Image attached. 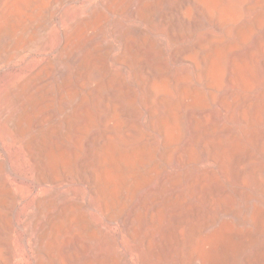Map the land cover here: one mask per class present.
<instances>
[{
  "label": "bare ground",
  "instance_id": "bare-ground-1",
  "mask_svg": "<svg viewBox=\"0 0 264 264\" xmlns=\"http://www.w3.org/2000/svg\"><path fill=\"white\" fill-rule=\"evenodd\" d=\"M74 82L76 114L108 122L68 156L40 125ZM0 119L26 136L0 138V264H230L246 225L264 228V0H0ZM245 259L264 264V245Z\"/></svg>",
  "mask_w": 264,
  "mask_h": 264
},
{
  "label": "rangeland",
  "instance_id": "rangeland-1",
  "mask_svg": "<svg viewBox=\"0 0 264 264\" xmlns=\"http://www.w3.org/2000/svg\"><path fill=\"white\" fill-rule=\"evenodd\" d=\"M81 1L82 2H90L93 0H81ZM75 10L76 9H75L74 5H72L71 3H64L60 8V16L62 17V19L65 20V19L73 16L75 13ZM125 21H126V19H125V17H123V15L114 14V15H109L108 19L106 20V22L104 24L103 35H102L101 40H102V42H105V40H106V42L112 41V42L116 43L117 49L113 52V55L118 54L122 49V43L120 41L117 42V40H115L116 38L114 37V34H115L116 30H118V28L121 27V25H123V23ZM117 25H118V27H117ZM59 37H60L59 32L54 30V29H48L46 31H38V34H36L33 43H34V45H36L38 47V49L44 50V49L50 47V45L51 46L55 45L57 43V41L59 40L58 39ZM110 64L112 65L113 68H116V65L114 62L111 61ZM73 84L75 86L72 85V87L68 91L64 90L62 92V94L61 93H55L53 95L51 93L48 94L49 98H51V96H52V98L47 100L49 102H48V105L45 108V112L43 113V116H42V120H41L42 125H40L41 128L44 129L43 130V134L45 132L44 136L47 138H70L71 139L70 140L71 142L67 143L68 145L65 146V154L68 156H72L74 152L80 153L81 151H82L81 153H85V152L87 154L90 153V151H89L90 149H88L89 146L87 145L84 149H82L79 146V143H77L78 140L80 138H85L86 142H89V141H91L92 138H99V137L101 138L103 136V131L106 128V125L108 122L107 118L101 117L100 113L97 111V109H95L93 107L91 108L90 105H88V106H89V108H91L93 121L95 123L94 127H92L91 120H89L87 118L88 117L87 115H83V114L79 115L78 113L76 114L77 110H80L81 112H83L84 109H86V107H87L85 105V102H84V98H85L84 96H85V93H87V89L82 90V88L79 87L78 83H76V82H74ZM77 90L80 92V95H78L79 92ZM63 94H64V97H63ZM54 97H56V98H54ZM61 98H63V99L61 100ZM50 106H51V108H49ZM71 112H73V113H71ZM46 115H47V118H46ZM76 116L78 118H75ZM145 120H147V118ZM44 121H45V123H44ZM53 122H56V123H53ZM144 126L146 127V124ZM78 127H79V129H77ZM65 128H66V130H65ZM47 129H49V131ZM89 129H90V131H88ZM123 129H124V126H121V130H123ZM239 129H240V126L237 127V130H239ZM84 130H86L87 133H85L86 131H84ZM82 131H84V132H82ZM24 137H26V136H24V134H23V136L17 137L16 133L13 130H11V128L0 119V138L5 139V138H24ZM117 137L123 138L122 132H117ZM224 138H228V136H225ZM71 143H72V145H71ZM19 160L20 159H19L17 153L12 155V161L16 167L19 166ZM74 168H76V165H74ZM70 186L76 191L82 189V184L78 180L71 182ZM92 202L94 204L97 203L96 200H94V199L92 200ZM94 213H95V215L96 214L98 215L97 211H94ZM91 219L92 220H98V221L103 220V218L99 215L97 217H91ZM171 221H172V223H170V224L174 225L176 222V219L171 220ZM218 223H220V221H218L217 224H215V225L214 224H208V226L202 228L198 232V235L200 236V237L198 236V238L199 239L200 238L207 239V238L213 237L214 232L216 231V229H214V228H217ZM235 223H237V221H235ZM246 227H248V229H250V231L247 232L248 234H246V236L244 237L245 241L240 246L241 248L233 256V260H232V262H230V264H245L246 263L245 258H247L249 255L252 256L254 254V248L261 246V245H264V228L259 230V229H256L252 224H247ZM77 228H78V226H77ZM80 238H81V234L78 233L72 239L73 241H72L71 245H72L73 249L80 248L79 247ZM92 243L93 242L90 239L86 238L85 253L89 250V246H91ZM126 246L129 248H132L133 244L130 240L129 241L127 240ZM54 264H57V263L55 262ZM132 264H138L137 259L136 260L134 259Z\"/></svg>",
  "mask_w": 264,
  "mask_h": 264
}]
</instances>
